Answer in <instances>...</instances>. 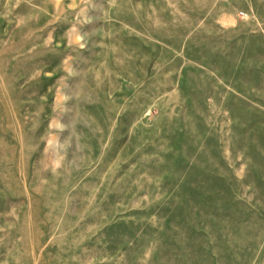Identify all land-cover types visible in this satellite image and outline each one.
<instances>
[{
    "label": "rangeland",
    "instance_id": "rangeland-1",
    "mask_svg": "<svg viewBox=\"0 0 264 264\" xmlns=\"http://www.w3.org/2000/svg\"><path fill=\"white\" fill-rule=\"evenodd\" d=\"M258 43L264 0H0V264H264Z\"/></svg>",
    "mask_w": 264,
    "mask_h": 264
},
{
    "label": "crops",
    "instance_id": "crops-1",
    "mask_svg": "<svg viewBox=\"0 0 264 264\" xmlns=\"http://www.w3.org/2000/svg\"><path fill=\"white\" fill-rule=\"evenodd\" d=\"M257 47L264 48V43H258V44H257ZM260 62H261V61H260Z\"/></svg>",
    "mask_w": 264,
    "mask_h": 264
}]
</instances>
